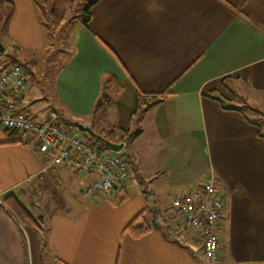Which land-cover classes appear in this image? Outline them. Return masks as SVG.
<instances>
[{"label": "crops", "instance_id": "0c3cea01", "mask_svg": "<svg viewBox=\"0 0 264 264\" xmlns=\"http://www.w3.org/2000/svg\"><path fill=\"white\" fill-rule=\"evenodd\" d=\"M9 1L14 10L0 42L13 52H0V72L11 56L38 68L49 51L58 52L50 54L58 60L50 91L43 96L27 85L19 109L37 119L56 110L69 126L113 128L117 138L132 134L130 167L150 190L129 197L138 183L130 175L128 189L125 180L109 195L83 197L91 176L51 164L31 135L0 122V264L24 263L18 228L26 264H264V0H97L87 26L78 17L87 0H72L58 28L62 49L54 50L58 29L46 37L48 20L32 0ZM109 75L122 89L104 106L116 113L103 127L102 114L93 119L91 112ZM163 90L162 101L148 106V95ZM140 137L144 142L135 143ZM206 179L223 203L214 260L202 254L194 230L182 227L179 240V226L167 220L175 214L155 201ZM9 194L42 217L41 231L17 222L2 201ZM145 211L156 213V223L143 219L138 225L150 231L133 237L124 227Z\"/></svg>", "mask_w": 264, "mask_h": 264}, {"label": "built area", "instance_id": "2783aa9c", "mask_svg": "<svg viewBox=\"0 0 264 264\" xmlns=\"http://www.w3.org/2000/svg\"><path fill=\"white\" fill-rule=\"evenodd\" d=\"M26 87V73L19 63L10 64L0 72V105L5 111L0 115L1 124L20 136L31 135L38 152L51 164L64 165L91 176L81 191L83 197L94 198L100 193L109 195L118 182L130 177V158L124 140L120 141L121 149L113 150L76 135L56 110H50L41 119L21 111L19 99ZM170 209L178 219L176 225L200 235L202 254L210 260L216 259L223 203L212 179L190 182L183 192L171 198ZM179 227L177 238L184 241V231Z\"/></svg>", "mask_w": 264, "mask_h": 264}, {"label": "trees", "instance_id": "16d2710c", "mask_svg": "<svg viewBox=\"0 0 264 264\" xmlns=\"http://www.w3.org/2000/svg\"><path fill=\"white\" fill-rule=\"evenodd\" d=\"M97 0H87L84 3L78 17L80 22L87 26L89 21V9L90 7L96 2ZM72 0H32V3L39 13L41 18H47L49 26L52 30L58 29L64 22L65 13L69 5H71ZM13 6L9 0H0V33L2 30L5 29L9 19L13 14ZM20 64L21 61L14 59L12 56L9 57L7 65L18 63ZM35 61L30 60L26 61L23 64V67H27L28 74L30 75L32 72V68L34 67ZM121 84L120 82L112 75L107 76V78L101 83V87L99 90V94L94 101L93 108H92V118L97 119L99 114L101 113L104 106L108 103L114 102L119 93L121 92ZM166 90L158 92L157 94H149V104L148 106L154 105L162 101L166 94ZM98 134L112 142H120L126 138L131 137L132 134H121L120 137L114 136V129H103L98 132ZM93 137V136H92ZM95 141L99 144L103 145L101 140L93 137ZM129 156V155H128ZM3 203L15 217L17 222L20 225L29 226L34 231H41L42 230V217H34L31 215L23 206L22 204L14 197L12 194L6 195L2 199ZM154 218L156 219V213L154 212ZM164 231L171 229L169 225H164ZM124 230L128 231L133 237H140L150 231V227L145 224L135 225L133 221H130L124 227ZM18 235L21 247L23 248L24 254V263L26 264V242L22 231L18 228Z\"/></svg>", "mask_w": 264, "mask_h": 264}, {"label": "rangeland", "instance_id": "374dc122", "mask_svg": "<svg viewBox=\"0 0 264 264\" xmlns=\"http://www.w3.org/2000/svg\"><path fill=\"white\" fill-rule=\"evenodd\" d=\"M72 9H68L67 10V12H66V17L68 18V15H70L71 13H72ZM44 29H45V35H46V37L47 38H49V36H50V34H51V31H52V29L49 27V25H45L44 26ZM63 29L61 28V29H58L57 30V34H56V38H55V40H54V42H51L52 43V49L54 50V46H56V48L58 49H62V45H61V41H62V38H61V36H62V34H63V31H62ZM3 43V46H6L7 44L3 41L2 42ZM4 50L5 51H8V52H13V50H11V48H4ZM10 50V51H9ZM51 52H52V54H54V52H57V51H49L48 53H47V55H46V58L43 60V62H42V64H41V66H39L38 68L36 67L35 68V64H34V67L32 68V73L34 72L33 71V69L35 68V75H36V77L35 78H33L32 80H30V76H29V74H28V69H27V67L26 68H24L23 67V64L25 63L24 61H21L20 62V65L22 66V68L24 69V71H25V73H26V78H27V85H29L30 84V86L31 87H33V88H36V89H39V88H41L42 90H41V95H43L44 96V91H46L47 90V92L48 91H50V85H51V77H52V74H53V71H54V68H56L57 66H58V60H53V59H51L53 56L52 55H50L51 54ZM58 53V52H57ZM50 55V56H49ZM56 63H57V65H56ZM37 71H39V73H41L42 75H41V77L39 78L38 77V73H36ZM41 100H43L42 98H41ZM38 103H39V101H38ZM244 107V106H243ZM108 109V110H107ZM113 109V108H112ZM258 109H260L261 110V112H264V107H262V106H260ZM244 110H245V113H246V115L247 116H250V117H252V118H254V119H257L256 117H258L259 115H257L256 113H251L250 112V108H244ZM116 112H112L111 110H110V107L109 106H107V108H103V110L101 111V120H102V126L103 127H107L109 124H108V121H110V122H113L112 120H113V117H111V115L112 114H115ZM100 115V114H99ZM260 115H262V113H260ZM116 116V115H115ZM115 118V117H114ZM261 126H262V131L264 132V123H262L261 124ZM132 127H136L135 126V123H132ZM69 129L72 131V132H74V133H76V135H78L79 137H81L82 139H84V140H87V141H91V140H94V138L92 137V135L89 133V132H87V131H85V130H83V129H81V128H79L78 126H76V125H74V126H72V125H70L69 126ZM109 129V128H108ZM103 130V129H102ZM115 131V130H114ZM122 132L120 131V130H118V129H116V134H121ZM123 134V133H122ZM131 139H134V137L133 138H131ZM130 139V137L129 138H126L124 141H125V148H126V145L128 144V142H130V141H132ZM135 143H139V142H144V138L143 137H140V138H137V139H135V141H134ZM130 165H133L132 164V161H130ZM141 166L143 167V166H146L145 168H146V172H145V174L146 173H149L151 170H150V167H147V166H149L148 164H146L145 162L143 163V164H141ZM134 167V166H133ZM129 173H130V175L132 176L131 177V179H132V182H138V183H136L137 185H132V187L130 188V190H129V197H131V198H133L134 197V192L133 191H136L135 193H140L141 192V197H143V192H145V191H147V193L149 192V190H150V187L148 186L147 187V185H146V182H144V181H141L140 179H138V178H136V176L138 175V172L136 171V170H134V168H132V167H130L129 166ZM158 178H159V176H158ZM129 179V178H128ZM127 179V180H128ZM160 179V178H159ZM126 180V182H127V184H128V182L130 183V185H131V182L130 181H127ZM128 187H129V184L127 185V188L126 189H128ZM155 190V189H154ZM146 193V194H147ZM172 196H173V194L171 195L170 194V196H166V197H164V200L161 198V200H160V196L159 195H156L155 197V201H156V204H157V206L159 207V208H162V210H168V211H171V213H173L172 212V209H170V201H171V198H172ZM163 197V196H162ZM147 198V204H148V206H150V205H153V204H151L150 203V198L149 197H146ZM133 202V200L132 201H130L129 203H132ZM24 203V205H25V207L32 213V212H34V211H36V205L35 204H32V202H30V201H24L23 202ZM145 220L148 224H153L154 223V221H153V219H152V215H150V212L149 211H145L144 212V215L142 216V218H137V220H136V225H138V224H140V223H142V220ZM167 220H169V221H174V222H177V220L178 219H175V218H171V215H168V217H167ZM181 227V226H180ZM180 229H182L183 231H184V228H180Z\"/></svg>", "mask_w": 264, "mask_h": 264}, {"label": "water", "instance_id": "95a60500", "mask_svg": "<svg viewBox=\"0 0 264 264\" xmlns=\"http://www.w3.org/2000/svg\"><path fill=\"white\" fill-rule=\"evenodd\" d=\"M3 51H4V46L0 42V52H3ZM78 127L83 129V130H85V131H87V132H89L93 137L101 140V142L105 146H107V147H109V148H111L113 150H119L122 147V143L121 142H112V141L100 136L97 132L93 131L91 127L83 126L82 124H78ZM152 219H153L154 223H156V220L154 218V213H152Z\"/></svg>", "mask_w": 264, "mask_h": 264}]
</instances>
